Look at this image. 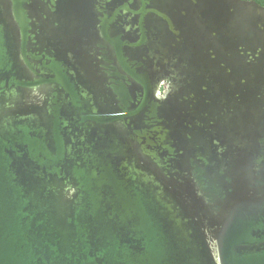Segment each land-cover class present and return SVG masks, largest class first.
<instances>
[{
  "label": "water",
  "instance_id": "water-1",
  "mask_svg": "<svg viewBox=\"0 0 264 264\" xmlns=\"http://www.w3.org/2000/svg\"><path fill=\"white\" fill-rule=\"evenodd\" d=\"M0 264H264V6L0 0Z\"/></svg>",
  "mask_w": 264,
  "mask_h": 264
},
{
  "label": "flooded vegetation",
  "instance_id": "flooded-vegetation-1",
  "mask_svg": "<svg viewBox=\"0 0 264 264\" xmlns=\"http://www.w3.org/2000/svg\"><path fill=\"white\" fill-rule=\"evenodd\" d=\"M255 2L257 1V2H261V3H263L262 4V6H264V0H254Z\"/></svg>",
  "mask_w": 264,
  "mask_h": 264
},
{
  "label": "trees",
  "instance_id": "trees-1",
  "mask_svg": "<svg viewBox=\"0 0 264 264\" xmlns=\"http://www.w3.org/2000/svg\"><path fill=\"white\" fill-rule=\"evenodd\" d=\"M257 2V1H256ZM258 4H260V5H262L263 3H261V2H257Z\"/></svg>",
  "mask_w": 264,
  "mask_h": 264
}]
</instances>
